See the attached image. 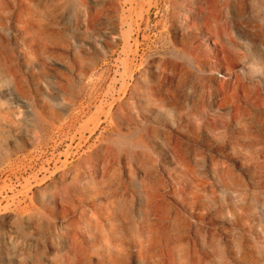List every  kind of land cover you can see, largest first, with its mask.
I'll list each match as a JSON object with an SVG mask.
<instances>
[{"label": "rangeland", "instance_id": "rangeland-1", "mask_svg": "<svg viewBox=\"0 0 264 264\" xmlns=\"http://www.w3.org/2000/svg\"><path fill=\"white\" fill-rule=\"evenodd\" d=\"M0 264H264V0H0Z\"/></svg>", "mask_w": 264, "mask_h": 264}, {"label": "bare ground", "instance_id": "bare-ground-1", "mask_svg": "<svg viewBox=\"0 0 264 264\" xmlns=\"http://www.w3.org/2000/svg\"><path fill=\"white\" fill-rule=\"evenodd\" d=\"M181 24H182V26H185V27H191V26H192V23H191L189 20H185V19L182 20ZM214 74H215L217 77H224V76H225L224 73H222L220 70H215V71H214ZM168 189H169V188H168ZM153 190H154V189H153ZM153 192H154V191H153ZM151 194H152V193H151ZM194 197H195V196H194ZM194 197H193V198H194ZM197 197H198V196H197ZM193 198H192V199H193ZM194 199H195V198H194ZM195 200H196V199H195ZM195 202H196V201H195ZM200 204H202V203H200ZM197 205H198L197 202H196V203H193V204L191 205V207L194 208V210H191V211H190V209H189V211H190L193 215H195V217H196V215H197V214L195 213V209H196V208H199V207H197ZM199 206H200V205H199ZM196 210H197V209H196ZM197 213H198V212H197ZM161 214H162V213L159 214V219L161 218V217H160ZM163 214H164V212H163ZM163 214H162V215H163ZM165 214H166V213H165ZM168 214H169V213H168ZM198 214H199V213H198ZM198 216H199V215H198ZM200 216H201V215H200ZM163 217H164V216H163ZM163 217H162V218H163ZM168 217H169V216H168ZM162 218H161V219H162ZM167 219H168V218H167ZM159 221H160V220H159ZM161 221H162V220H161ZM164 221H165V220H164ZM168 222H169V221H168ZM199 223H200V222H199ZM174 224H175V223H174ZM192 224H193V223H192ZM166 225H167V223H166ZM166 225H165V226H166ZM172 225H173V223H172ZM176 225H178V224H176ZM176 225H175V229H176ZM158 226H159V225H158ZM165 226H164V227H165ZM199 226H200V224H199ZM164 227H163V225H162V228H163V229H167V228H164ZM167 227H168V226H167ZM160 228H161V226L159 227V229H160ZM169 229L171 230L172 228L170 227ZM173 229H174V227H173ZM156 230H157V228H156ZM199 230H200V229H199ZM160 231H162V230H160ZM160 231L158 230V232H160ZM165 232L168 233L169 231L166 230ZM176 232H177V231H176ZM161 233H163V232H161ZM169 233H170V232H169ZM162 235H163V234H161V236H162ZM165 235H166V236H165V238H166L168 235H167V234H165ZM171 235H172V234H171ZM180 235H181V234H178V236H180ZM186 235H187V234H186ZM172 236H173V235H172ZM181 236H183V235H181ZM162 237H163V236H162ZM183 237H184V236H183ZM170 238H171V236H170ZM174 238H175V237H174ZM174 238L172 237V239H174ZM180 238H181V237H180ZM178 239H179V238H178ZM183 239H184V238H183ZM165 240H168V239H165ZM170 240H171V239H169L167 242H169ZM172 241H174V240H172ZM180 241H181V240H180ZM172 243H173V242H171L170 245H173ZM174 244H175V242H174ZM177 244H178V243H177ZM180 244H181V243H180ZM184 244H185V243H184Z\"/></svg>", "mask_w": 264, "mask_h": 264}]
</instances>
